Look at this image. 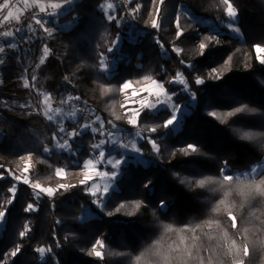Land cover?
<instances>
[{
	"label": "trees",
	"instance_id": "1",
	"mask_svg": "<svg viewBox=\"0 0 264 264\" xmlns=\"http://www.w3.org/2000/svg\"><path fill=\"white\" fill-rule=\"evenodd\" d=\"M103 2L76 0L58 17V23L50 27L51 35L45 32L41 35L35 25L30 29V24H25L11 30L12 37H0V45L5 48L0 55L4 61L0 64V174L3 176L0 210L8 209L0 229V260L19 243L21 252L8 257L5 264H233V253L228 250L233 240L238 247L249 243L250 250L252 241H264V191L247 188L249 184H260L264 189V175L247 179L234 175L236 170L260 161L264 147L259 142L240 140L232 129L264 130V116H241L222 124L206 112L225 110L234 100L264 111V83H261L264 66L256 61L253 49L256 43L264 44V0H230L238 11L243 39L226 29L216 34L193 19V15L215 21L226 19L227 5L223 0H164L162 5L153 4L152 0H134L131 8L137 3L142 7L132 17L125 14L129 8L121 3L116 14L117 20L122 18L120 24L107 21L99 7ZM157 6L160 27L154 29L151 20ZM177 15L184 29L179 39L175 35ZM118 36L122 42L110 54L116 59L115 66L105 77L98 71L99 54H108L107 49ZM206 36H215L217 43L202 56L198 45L200 38ZM133 38L135 43L130 42ZM10 43H16L17 47L9 48ZM45 44L51 51L45 63L37 68ZM173 47L181 51L174 52ZM181 60L185 62L183 65ZM189 64L193 66L191 69L187 67ZM212 67L218 69L222 80L208 81L206 73ZM177 71L188 80L190 90L197 93L194 104L189 103L182 86L167 83ZM197 75L208 82L196 85ZM145 76L149 79H144ZM152 80L164 83L169 92L179 93L174 97L176 103L189 104V112L177 131L171 128L160 129L155 134L148 131L168 116L166 108L157 113L142 109L137 125L127 123L125 94L120 85L131 81L142 86ZM41 93H50L56 102L79 96L77 105L100 116L105 123L111 120L126 130L137 127L141 131L139 146L150 163L143 165L130 160L124 165L117 189L108 195L104 210L92 204L93 198L85 192L86 185L79 184L96 136L91 131L82 133L73 142L77 154L45 152L44 148L56 141L52 134L59 133L60 124L49 121L30 103L33 96ZM80 125L81 122H66L70 129ZM147 138L157 140L160 153L151 148ZM187 143L196 144L203 154L171 156L175 149ZM29 155L35 162L32 180L54 189L59 184L75 187L58 189L54 196L43 194L37 201L31 185L14 179V174L25 166L21 157ZM225 161L232 177L230 181H225L220 172ZM57 168L64 170L63 175H56ZM174 172L179 176H174ZM192 176L196 179L211 176L214 181L204 188H189L180 182ZM147 180L152 183L145 188ZM13 184L17 191L13 203L7 205L13 198L7 190ZM161 199L168 201L167 207H159ZM134 200L143 202L140 208L131 204ZM28 203H38L39 210L25 213L23 209ZM120 203L125 207L117 213L115 208ZM84 205L93 215L77 219L84 213L81 207ZM217 205L220 211L212 212ZM108 211L113 215H107ZM228 211L237 218L236 229L231 226ZM206 221H212L211 227ZM26 222L31 231L21 239L18 233ZM165 225H171V229L165 230ZM65 236L69 238L65 240ZM96 238L104 242L102 248L97 246L104 253L103 259L94 253L89 255ZM56 240L60 242L59 248ZM49 245L53 249L51 254L35 251ZM110 251L130 255L109 256ZM141 253H144L141 260L135 261ZM240 258L245 264H264V247L251 251L249 257L241 253Z\"/></svg>",
	"mask_w": 264,
	"mask_h": 264
},
{
	"label": "snow or ice",
	"instance_id": "2",
	"mask_svg": "<svg viewBox=\"0 0 264 264\" xmlns=\"http://www.w3.org/2000/svg\"><path fill=\"white\" fill-rule=\"evenodd\" d=\"M127 2V0H126ZM72 0H63V4H71ZM153 4H158V5H162L164 3V0H152ZM223 3L227 5L225 12L227 14V17H229L232 20H235L238 17V11L233 7V4L230 2V0H223ZM50 7L55 8V9H61L63 7V5L61 3H54L51 4ZM101 9L105 10V15H106V19L107 21L111 22V21H116L117 24H120L122 22V20H117L116 16L113 14H108L107 10L108 9H113L114 5L112 3H107V4H101L99 6ZM142 5L137 3L135 8H132L129 12V15L134 16L137 12L140 11ZM0 10H6L7 14L3 16V21H0V23L3 22H7L13 18L15 19H19L18 16L14 17L13 15V10H12V6L9 3V0H4L3 3H0ZM42 12L45 11V9L43 7H41L40 9ZM48 15L50 16H55L56 13H49ZM149 15L151 16L152 13L151 11L149 12ZM160 16V7L157 6L156 8V15L155 17L152 18L151 20V27L156 29L159 28L160 25L158 24V19ZM194 20H196V17H193ZM47 21H45L46 23ZM199 22V21H197ZM35 23L40 25L41 28L43 29V31L45 33H48V35L52 34V29L51 28H47L44 27V24L42 23L41 19H36ZM31 29V25L28 26ZM176 38L179 39L184 35V29L181 26L180 23V17L179 15L176 16ZM227 27L229 29H232V24L229 23L227 25ZM17 31H20L19 29ZM33 32H35V29H32ZM233 31L239 32V29H233ZM2 35L4 37H12L13 33L12 32H4L2 33ZM199 36V34H198ZM207 41V42H205ZM131 43H135V39H130ZM113 47H110L107 49L108 54H111L112 52H114L116 50V47L119 46V36L117 37L116 40H114L113 42ZM157 43L159 44L160 41L157 40ZM217 43V38L215 36H206L203 38H200V42H199V49L201 50V55L203 56L206 51L212 47H214ZM161 47H163V45H160ZM9 48L11 49H15L17 47L16 43H10L8 45ZM253 49L255 52V59L256 61L261 64L264 65V44L262 43H256L253 45ZM174 52H180L181 49L179 47H173L172 49ZM51 49L47 46V44L44 45V48L42 50L43 55L40 58L39 63L36 65L37 68H39L41 65H43L45 63V59L48 57L49 53H50ZM5 52V48L3 45H0V53H4ZM100 59H99V68L98 71H100L105 77L107 76L108 73H110L111 71V62L108 60V56L105 55V53L101 52L100 54ZM229 59H231V57H229ZM4 61L0 60V64H2ZM180 63L183 65L185 62L183 60L180 61ZM225 64L228 63V61L226 60L224 62ZM187 67L189 69H191L193 66L191 64L187 65ZM223 67V66H221ZM27 71V70H26ZM206 76L208 77V81H219L222 80L223 77L222 75L218 72V69L216 67H212L210 69L209 72L206 73ZM36 77L35 75L32 76V80L35 81ZM65 81H68V77L65 76ZM144 79H149L148 76H145ZM205 80L204 77L197 75L194 77V83L196 85H204L206 82H208ZM168 84H177L182 86L181 87V91L185 94H187L189 96V103L190 104H194L197 100V93L193 92L190 90L189 87V82L187 79L184 78V75L182 72L177 71L175 73V75L167 81ZM261 83H264V81H262ZM152 84L155 85V88L149 87L147 89H145V91L149 92V93H154L155 94V101L154 102H147L144 101L142 102V108H143V112H148V113H157L160 111L161 108H166L169 110V114L166 118H164L162 120V123H157L154 126H150L148 128V131L150 133H157L160 129H169L171 128L172 131H177V128H180L181 126V122L183 121L185 115L187 114L188 107L189 104L186 103L184 105L178 104V103H172L173 97H176L177 95H179V93L173 91V92H169L165 87H164V83L157 81V80H153ZM24 87H28V82L27 79L25 78V82H24ZM103 87V85H102ZM131 87V81H124L121 85H120V90H126L129 89ZM41 95H43V106L44 108H46L48 111L45 112L44 114L47 116V119L49 121L53 120V116L52 115H48V112H56V113H60L63 110L59 107L57 108H51L50 106V99H51V94L50 93H41ZM133 95L135 96L136 93L134 92ZM161 96H164L165 99H161ZM72 99H76L79 100L80 97H72L69 96L68 100H72ZM67 101L65 100H61L60 103H66ZM21 107H24V105H21ZM225 110H221V111H211V112H206V114L210 117H214L216 119L219 120L220 123L222 124H228L229 120L231 118H238L241 116H249V115H260V116H264V111H262L259 108L256 107H251L248 103H243L240 102L239 100H234V103L232 105H230L227 108H224ZM143 112L141 111V109H134L133 110V114L131 116H129L127 118V123L129 125L135 126L138 123L139 118L143 115ZM70 116L75 115V112H71L69 113ZM117 120L120 119L119 116L116 117ZM96 124L97 126H93V124ZM108 124L111 126L110 129H106L104 127V122L101 120V118L99 116L96 117V120L94 122H86L84 124L81 125V131L78 132L75 129L71 132H67L66 135L67 137L74 139L75 137L79 136L82 134L83 130H90L91 133L93 134H97L99 133L100 136L102 137L98 143H94L91 145V148L93 149V151L95 152L96 150H99L98 155L100 157V160L97 161V163H103L105 157L107 156L106 153V148L104 147L107 144H113V145H117L120 148L126 149V150H130L133 151L134 153L140 154L141 153V149L139 147H137V143L135 140H129L128 142H123L121 137L117 136L116 132H114L111 129H115L117 126L115 124L112 123V121H108ZM233 133L242 141H250V142H259L261 144L262 147H264V130H253L251 128L245 129V128H233L232 129ZM59 133L64 134L65 133V128L63 126V124L61 123L59 126ZM136 136H141L140 132L136 133ZM52 138L53 140H56V144L55 147L58 149H63L66 151H73L72 149V144H71V140L70 139H63V142L61 143L59 140H57V133H53L52 134ZM147 143H149L151 145V148L158 154L160 153L161 149L160 146L157 142L156 139H151V138H147ZM45 152H49L50 149L48 147L44 148ZM179 153L184 157H191L193 154L196 155H202L203 153L200 152L198 146L194 143H187L185 147H180L178 149H175L172 153L171 156L174 158L176 156V154ZM96 157L93 156L92 158L86 160L84 162V167H87L88 165H91L93 163V159H95ZM21 159H24V157H21ZM143 160V159H141ZM106 163L111 165L112 170L111 171H99L98 169H92L91 171H97L98 175L101 177H111V178H116L118 179V177L120 175L123 174V166L126 163V159L124 158L123 155H121L119 158H115V157H111V156H107V160ZM75 166L80 167L79 164H76ZM260 170H264V163H260L258 164L256 167L251 168L249 171L243 173L242 175L244 176L245 179H247L248 177H255L257 175H264V171H260ZM63 169L61 168H57L56 169V175L57 176H61L63 175ZM229 171L228 167H227V162L225 161L223 164V167H221L220 172L223 175V179L225 181H230L232 179L231 176L227 175L226 172ZM24 172L27 173L28 172V167L25 166L24 168ZM174 176H179V173L174 172L173 173ZM0 178H3L2 174H0ZM14 179L18 182H21L23 184H29V180L28 179H21V176L17 175L14 177ZM239 179V177H238ZM94 177L91 174V172H89L88 174H85L83 179H81L79 181L80 185H86L85 187V192L88 193L93 199H92V204L100 207L101 209H105L106 207V200L108 198L107 195L104 194H108L110 193V186L109 185H105L103 188V194L99 192V189L97 187V185L95 183L89 184L90 181H93ZM214 178L211 176H204L201 179H196L194 176L192 177H185L184 179H182L180 182L181 183H185L187 184V186L189 188H204L206 184H211L213 183ZM152 181L151 180H147L144 184V187L147 188L149 187V185H151ZM31 187L34 189L33 195L34 197L37 199V201L39 200V198L41 197V194H45L47 196H54L56 194V192L58 191V189H66L68 187H75V185H66V184H59L57 186L56 189L52 188V187H42V185L40 183H33L31 184ZM247 188L249 191H252L253 189L257 192H261L264 191V189H261L260 184H249L247 185ZM115 187L111 188V191H115ZM9 193H12V199H9L7 201V205H11L13 203V200L15 198V194L17 191V186L15 184H13V186L11 188H9L7 190ZM143 202L140 200H134L131 201V204L135 206V208H140L141 204ZM167 203L168 201L161 199L158 203L159 207L161 208H165L167 207ZM221 203H223V201H221ZM82 207V212H87V206H81ZM125 207V204L120 203L116 208H115V212L119 213L120 210L122 208ZM39 210V206L38 203L36 205H34L33 203H28L27 206L23 209V211L25 213H31L34 211H38ZM220 208L219 206H214L212 208V212H219ZM7 213H8V209L7 207H5L3 210H0V227H3V222L6 220L7 217ZM107 215L111 216L113 215V212L108 211L106 213ZM228 216L231 220V226L233 229L237 228V218L236 216H234L232 214L231 211H228ZM84 216L82 215L81 217H77V219H83ZM57 223H60V221H57ZM205 223H207L209 225V227H211L212 221H206ZM165 230H170L171 229V225H165ZM197 227H199V225H197ZM31 231V229L29 228L28 223L26 222L24 224V229L19 231L18 235L21 239H24L26 236H28L29 232ZM194 231V229H193ZM226 235V234H225ZM69 237L65 236L64 239L67 240ZM245 240H247V237L245 236L244 238ZM97 246H100L101 248L104 246V242L102 239L100 238H96L95 242L91 244V250L89 252V255H92L94 253V255L100 259L104 258V253L97 250ZM56 247H60V242L59 240H56ZM258 247H264V241H252L251 242V250L249 247V243H243L242 247H238L236 245V241L233 240L231 242V245L229 246L228 250L229 252L233 253V264H245V261L243 259L240 258V254L242 253L243 257H249L250 256V252L251 251H255ZM22 249V245L21 244H16L15 247L13 249H11L10 252H7L4 254V259L0 260V264H5V261L8 259V257H16L18 253L21 252ZM35 251L37 253H52L53 249L51 247V245L47 246V248L45 247H38L35 249ZM109 256H124V255H130L127 253H123V252H112L110 251L108 253ZM144 253H141L140 255L135 257V261L139 262L141 260V256H143ZM189 255H190V251H189Z\"/></svg>",
	"mask_w": 264,
	"mask_h": 264
},
{
	"label": "rangeland",
	"instance_id": "3",
	"mask_svg": "<svg viewBox=\"0 0 264 264\" xmlns=\"http://www.w3.org/2000/svg\"><path fill=\"white\" fill-rule=\"evenodd\" d=\"M132 1H134V0H127V2H126V0H104V2L102 4L112 3L114 5V8L113 9H108L107 12H108V14H113V15L116 16L118 6L121 3H124L125 6L129 8V11L127 13H125V14H127L128 17H132V15H129L130 10L132 9L131 6H130V3ZM233 7L235 8L234 5H233ZM103 11L105 12V10H103ZM193 17H196L197 18L196 20L199 21V23L201 25L208 26L216 34H219V33L223 32V29H226L233 36H237V37L243 39V31H242V29H241V27H240V25L238 23L239 17H237L235 20H232L229 17H227L224 20H218V21H215V20L210 19V18H202V17L195 16V15H193ZM118 20H122V18H120ZM229 23L232 24V29H229L227 27V25ZM65 26L69 27L68 23H66ZM237 28L239 29V32L233 31V29H237ZM121 42H122V38H121V36H119V46H120ZM118 47H116V48H118ZM105 55L108 56V60L111 62V69H112L115 66L116 59H115V57H112L110 54H105ZM152 81H150L147 84L142 85V86H135L131 82V87L129 89L124 90V94H125V106L124 107H125V111L128 113V116H131L133 114V110L134 109H141L142 110L143 109L142 108V102H144V101L154 102L155 101V99H156L155 94L145 91V89H147L149 87H152V88L156 87L155 85L152 84ZM134 92L136 93L135 96L133 95ZM161 99H165V97L161 96ZM42 101H43V95L37 94V95L33 96V99H32V101H30V103L33 104V106L37 110H39L42 114H44L48 110L46 108H44ZM65 101H67V102L62 104L60 102L54 101L51 98L50 101H49L51 108L54 109V108L59 107L63 111L60 112V113L48 112V115H52L53 116V120L52 121H55L58 124L62 123L64 128H65V133L64 134H62V133H58L57 134V140H59L62 143L63 139H70L71 140V144H72V149H73V142L79 136H81L82 134L77 136V137H75L74 139H71V138L67 137L66 133L67 132H71L74 129L68 128L66 126V122L67 121L68 122H75L76 124H79L81 122V125H82V124H84L86 122H94L96 120L97 115H92L91 111H89V110H87L85 108H82L81 106L77 105L76 99L68 100V98H67ZM172 103H176V101L174 100V97H173ZM184 104H186V103H184ZM184 104H181V105H184ZM186 111L189 112V108ZM71 112H75V115L70 116L69 113H71ZM101 120L103 121L102 118H101ZM81 125H80L79 128H76L75 130L80 132L81 131ZM93 126H97V125L94 123ZM116 126L117 127L115 129H111V130L116 132L117 136L121 137L123 142H128L129 140H135L136 143H137V147L140 148L139 141L141 139V136H136V133L137 132L141 133V131L137 127H133V129H127L126 130V129L118 126V125H116ZM104 127L106 129H110L111 128V126L108 123H105V122H104ZM85 131H90V130H83L82 133H84ZM94 135L96 136V139H97L95 143H98L99 140L102 137L100 136L99 133L94 134ZM55 144H56V141L54 142V144L51 147H48L50 149V151H66V150H63V149L56 148ZM104 147L106 148L107 156L119 158L121 155H123L124 158L126 159V163L125 164H127V162H129L130 160L133 161L134 163H141L143 165H148L150 163V160L143 156V152H142L141 148H140L141 149V153L137 154V153H134L133 151L120 148L119 146L113 145V144H107ZM66 152L69 153V154H77V150H75V149H73V151H66ZM98 152H99V150H96L95 152L92 150L91 156L88 159L92 158L93 156H95L96 158L93 159V163L91 165H88L87 167H85L84 175L88 174L89 172H91V174L94 177V180L90 181L89 184L95 183L97 185L98 189H99V192L102 193V194H103L104 186L105 185H109L110 186V193H111V188L112 187H115V189H117V179L116 178H111V177H101V176L98 175L97 171H91L92 169H98L99 171H111L112 170L111 165L106 163L107 156L105 157L103 163H99V164L97 163V161L100 160ZM141 159H143V160H141ZM24 162H25V166L28 167V172L27 173L24 172V168H25V166H24V168L22 170H20L18 173L14 174V176L19 175V176H21L22 180L23 179H28L29 180V185H31L33 183H37V181H34V180L31 179V175H32V173L34 171V168H35V162H34V159H33L32 155H29V156L25 157L24 158ZM260 163H264V157L260 161H257L255 163H253L251 165V167H249V168L236 170L234 175H236L238 177H244L242 175L243 173L249 171L253 167H256ZM260 171H264V170H260ZM226 174L229 175L228 171L226 172ZM42 187H44V186L42 185ZM45 188H47V187H45ZM33 192H34V189H33ZM110 193L104 194V195L108 196ZM41 195H43V193ZM82 215L84 216L83 219H86V218L92 216L93 213L88 209V211L84 212ZM4 223H5V221L3 222V226H4ZM0 229H2V227H0Z\"/></svg>",
	"mask_w": 264,
	"mask_h": 264
},
{
	"label": "crops",
	"instance_id": "4",
	"mask_svg": "<svg viewBox=\"0 0 264 264\" xmlns=\"http://www.w3.org/2000/svg\"><path fill=\"white\" fill-rule=\"evenodd\" d=\"M76 0H72L71 4H63V0H9L10 5L12 6L14 17H21L22 14L34 11L36 16L41 19L45 27L50 28L52 25L57 24L58 17L66 12ZM4 0H0V3H3ZM61 3L63 7L61 9H55L50 7L51 4ZM41 7L45 11H41ZM49 13H56L55 16L48 15ZM7 14L6 10H0V21H3V16ZM15 19V18H13ZM45 21H47L45 23ZM2 24V23H0ZM32 25V24H30Z\"/></svg>",
	"mask_w": 264,
	"mask_h": 264
},
{
	"label": "built area",
	"instance_id": "5",
	"mask_svg": "<svg viewBox=\"0 0 264 264\" xmlns=\"http://www.w3.org/2000/svg\"><path fill=\"white\" fill-rule=\"evenodd\" d=\"M36 19H39L36 16V13L34 11H29V12L22 14L18 20L17 19H11L7 22H3L2 24H0V37L3 36L2 33L9 32V31L14 30L16 28H21L25 24L35 25L37 27L38 31L40 32V34L44 35L45 33H44L43 29L41 28V26L35 23ZM44 27H45V25H44ZM1 54L2 53H0V55Z\"/></svg>",
	"mask_w": 264,
	"mask_h": 264
}]
</instances>
